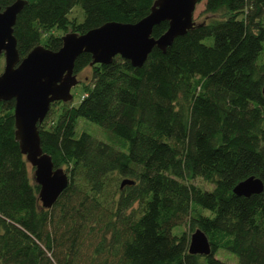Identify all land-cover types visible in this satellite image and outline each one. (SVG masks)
Segmentation results:
<instances>
[{
    "label": "trees",
    "instance_id": "1",
    "mask_svg": "<svg viewBox=\"0 0 264 264\" xmlns=\"http://www.w3.org/2000/svg\"><path fill=\"white\" fill-rule=\"evenodd\" d=\"M155 1L26 0L13 27L19 57L43 36L58 51L55 30L137 23ZM202 1V20L141 68L78 56L74 73L90 70L83 97L52 103L60 112L38 124L43 152L69 178L51 209L15 140V101H0V264H226L220 250L237 264H264V0ZM77 6L80 21L70 18ZM167 29L162 22L152 36ZM80 119L109 142L78 133ZM252 176L263 191L234 194ZM124 179L134 184L120 188ZM184 224L207 236L210 255L188 252L189 234L173 233Z\"/></svg>",
    "mask_w": 264,
    "mask_h": 264
},
{
    "label": "water",
    "instance_id": "2",
    "mask_svg": "<svg viewBox=\"0 0 264 264\" xmlns=\"http://www.w3.org/2000/svg\"><path fill=\"white\" fill-rule=\"evenodd\" d=\"M199 0H156L144 18L134 24L107 22L84 34L68 32L61 37L62 46L52 51L44 46L34 47L20 59L13 27L26 0H15L0 6V56L4 67L0 73V101H15V140L28 164L34 168L33 178L39 186L38 199L42 208L51 209L69 183L68 174L55 168L51 157L44 153L38 124L46 118L55 102H70L71 90L79 80L74 64L82 53L91 55L90 65H107L119 56L141 68L156 47L165 51L175 38L185 35L195 24L194 12ZM168 23L167 31L155 39L153 28ZM264 97V80L262 86ZM124 179L120 188L133 185ZM263 191L260 179L249 177L233 189L240 197H250ZM191 255L208 256L211 247L207 236L196 229L188 245Z\"/></svg>",
    "mask_w": 264,
    "mask_h": 264
},
{
    "label": "rangeland",
    "instance_id": "3",
    "mask_svg": "<svg viewBox=\"0 0 264 264\" xmlns=\"http://www.w3.org/2000/svg\"><path fill=\"white\" fill-rule=\"evenodd\" d=\"M204 7H205V1H202V2L197 4L195 12H194V21L198 22V21L202 20V16L200 17V15L204 11ZM81 12L82 11H81V8L79 6L75 7V9L70 14V18H77V20L80 21L81 18H82ZM68 32H70V30H68L67 32L57 31V30L53 31V33L55 35H58V36H63V35H65ZM45 40H46V37L43 36L42 37V41H41V46H43ZM204 43L211 44L212 43V39L211 38L206 39V40H204ZM261 59L264 60V50H263V53L261 55ZM3 67H4V57L0 56V73L3 70ZM89 77H90L89 68L85 69L83 72H81V73H79L77 75L79 83H78L77 86H75L71 90V94L73 96V99L71 100V102L73 103V105H77L79 103L80 99L83 97L84 92H83L81 83L87 81L89 79ZM60 109H61V105L60 104H55L53 106L52 105L50 106L49 113H50L51 123L55 119L56 115L60 112ZM49 125L50 124L47 123V126H49ZM77 130H78V133L81 132V131H87L89 134H91L96 139L101 140L103 142H109L108 135L105 134V132L101 128H99L96 124L91 123L89 121H86L84 119H80V121L78 122ZM27 167H28V171H29L30 176H33V173H34L33 168L31 167L30 164H28ZM191 183L193 185H196V186L201 187L202 189H206V190H211L212 187H213L212 184H210V183H208V182H206V181H204V180H202L200 178L194 179L193 181H191ZM180 228H181V230L186 231L189 234V237L195 231L194 230V231L191 232L189 226L184 224L182 226L176 227L173 230V233L177 232ZM215 256L218 259L224 261L226 264H237V258L231 253H228V252L220 250V251H218L216 253Z\"/></svg>",
    "mask_w": 264,
    "mask_h": 264
}]
</instances>
